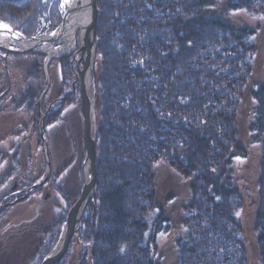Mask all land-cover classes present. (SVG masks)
<instances>
[{
    "label": "trees",
    "instance_id": "obj_1",
    "mask_svg": "<svg viewBox=\"0 0 264 264\" xmlns=\"http://www.w3.org/2000/svg\"><path fill=\"white\" fill-rule=\"evenodd\" d=\"M62 3L0 0V20L28 37L51 33L63 21ZM97 5L98 179L80 229L59 264H158L155 245H145L147 218L161 207L154 176L157 163L168 164L191 185L193 199L180 217L185 234L177 242V264H248L237 217L244 197L228 173L233 159L247 154L239 140L238 114L252 77L250 59L256 49L250 39L255 31L228 16L244 10L264 14V0H229L222 6L217 0H97ZM75 54L53 61L59 63L63 89L69 93L53 101L45 98L46 128L61 120L69 106L81 103ZM5 55L0 50V93L10 89L0 100V114L25 111L21 116L28 119L27 129L34 127L42 146L39 100L46 55ZM251 96L257 106L252 139L263 149L255 225L264 264V81ZM84 155L85 149L80 166ZM2 160L0 154V168ZM11 174L0 177V187ZM59 174L32 193L51 189L56 219L50 222L44 215L0 236L2 245L12 246L29 235L28 242L34 243L23 255L26 264H40L51 252L80 197L82 184L71 198ZM21 177L25 196L39 178L25 171Z\"/></svg>",
    "mask_w": 264,
    "mask_h": 264
},
{
    "label": "rangeland",
    "instance_id": "obj_2",
    "mask_svg": "<svg viewBox=\"0 0 264 264\" xmlns=\"http://www.w3.org/2000/svg\"><path fill=\"white\" fill-rule=\"evenodd\" d=\"M67 1L68 3H70L74 0ZM217 1H219L220 6H222V4L229 0ZM62 4L63 6L67 7V3L65 2V0H63ZM228 17L230 20L236 21L239 25H246L253 29V31H255L250 39L256 49V54L250 59V64L252 65V77L247 84L248 86L245 94L246 97L242 101L241 109L238 114V129H240L239 140L241 141L247 154L245 157L233 159V163L230 167L228 175L231 176L232 182L236 187L239 188L240 193H242L244 197V206L237 214V217L241 226H243L242 236L244 237V242L247 247L248 264H261L259 249L257 246L258 236L255 224L260 196L258 181L261 176L260 169L263 149L261 144L253 141L252 130L250 127L257 118V106L255 99L253 98V96H251V92L258 87L259 83H262L264 81V14H254L244 10L234 11L233 13H230ZM74 54L75 56H77L76 59L78 61L80 57L79 39L77 41V47L75 51H73V53H71L70 55L64 56L69 57ZM61 58H53L48 66L47 73L49 75V87L44 94L45 96L42 105L46 97L48 100L53 101L54 99L59 97L65 98V94L69 93V91H64L63 89L64 83H62V72H60L59 63L53 62L54 60ZM20 64L26 66L27 62L25 60H22L20 61ZM80 68H82V64L80 65ZM8 75V82L10 83L12 75H10V73H8ZM44 75L45 89V87L47 86L46 73H44ZM9 89L2 92L5 93L2 98L5 97ZM7 104L8 103L6 102L5 105ZM81 107V103L80 105L76 104L69 106L61 114V120L55 123V125L46 128L49 156L51 159V175L60 172L58 180L62 184L65 193L71 198L73 196L72 193L74 192V190L78 189L80 183L83 185L82 182H84L82 168L83 164L82 166H80V156L83 153V149H85L84 114H82ZM42 108H44V105ZM23 112L25 111H12L0 114V140L5 136L11 134L12 131L17 132L18 137L14 139L18 140L23 132L28 130L26 124L28 119L25 120L24 116H21ZM33 138L34 139H28L21 147L22 154L19 155V159L21 160V162L19 161V165L17 168L18 171L15 172L20 175V180L22 179V171H25L27 175H30L33 178L38 177V181L46 173V159L44 158L43 141L42 146H39L37 138ZM28 147L35 149V152L32 154V156H30V158L27 155ZM8 166L9 164L4 163L3 167L0 168V177H3L5 174H7V172L5 171L8 169ZM154 176H156L157 195L161 207L156 208V210L153 211V213L147 218L148 232L146 233L145 245L149 243L155 245V247L153 245L151 246L152 251H154V260L158 264H177V242L179 238L185 234V229L182 228L180 224V217L184 214L185 207L188 206V204L193 199L190 180L183 179L181 176L177 175L166 163L156 164ZM245 188L250 191L252 195L251 198L249 197V193L245 191ZM6 191V186H4L1 194L4 195ZM54 194L55 199L58 200L57 193ZM27 196L28 198L25 201L20 200V203L16 202L13 208L7 214L5 213L6 215H3L0 218V236H3V234H7V232L11 229H17V227L21 225L30 224L29 222L20 223L17 227H12V224L17 225V222L26 220L27 218L35 215L34 213L37 204H39V202L41 201V199L38 198L39 194L34 195L32 194V192H30L29 194H25L24 197ZM52 198L53 196L51 195L50 199H48V201H45L46 203L39 209L40 216L38 214L39 218H43L44 215L46 217H49L50 222L56 219L57 216V209L50 206L54 203L53 201V203L51 202ZM61 199L62 201L65 200L63 196ZM6 222L11 224V228H7L8 226L6 227L4 225L6 224ZM28 238L30 240L29 235L28 237L19 238L14 241V243L18 242V245L12 243V246L8 244V247L2 245V242L0 241L1 263L4 264L5 262V264H26V260H24L25 257H23V255L29 251L30 245L34 243V241L32 240L30 244L29 242L31 240L28 242ZM8 249H10L11 251H8ZM13 252L15 255H13Z\"/></svg>",
    "mask_w": 264,
    "mask_h": 264
},
{
    "label": "water",
    "instance_id": "obj_3",
    "mask_svg": "<svg viewBox=\"0 0 264 264\" xmlns=\"http://www.w3.org/2000/svg\"><path fill=\"white\" fill-rule=\"evenodd\" d=\"M77 4L69 6L67 4V11L63 15V21L50 34L40 33L36 36H26L22 31H16L10 23L0 20V50L6 53H44L46 58L44 60V73H46L47 86L45 87L42 97L39 102L40 116H41V137L43 138L44 158L46 159V173L36 183L35 186L26 190V194L36 190L49 179L51 170V159L49 156L48 138L46 136V127L44 124L45 116L42 111V102L44 94L49 87V75L47 73L48 66L53 58H61L64 55H70L77 47L79 39L80 57L78 59V72L80 82L82 114H84V147L86 150L85 160L83 163V185L81 194L77 202L70 208L65 225L61 229L60 237L51 252L43 259L40 264H59L64 258L74 235L80 229V221L85 214V210L92 201L95 193V185L97 182V168H96V152H97V114H96V82H95V65H96V33L97 20L99 13V6L97 0L80 1ZM73 12L81 13V20L75 24H68L69 17ZM7 25L8 28H4ZM78 37V39H77ZM82 64V68L80 65ZM5 93L0 94V99ZM245 191H250L245 188ZM43 201L37 207L39 209L45 204ZM2 208H0L1 211Z\"/></svg>",
    "mask_w": 264,
    "mask_h": 264
},
{
    "label": "flooded vegetation",
    "instance_id": "obj_4",
    "mask_svg": "<svg viewBox=\"0 0 264 264\" xmlns=\"http://www.w3.org/2000/svg\"><path fill=\"white\" fill-rule=\"evenodd\" d=\"M40 134H41V130L39 128ZM34 127H29L27 131H24L23 134L18 138V140H15L14 138L18 137L17 132L12 131L11 134L5 136L4 138H2L0 141V154L3 157V162L1 165V168L3 167L4 163L9 164V166L7 167L8 169L5 172H11L12 174L9 176V178L7 179L6 182H4V185L2 187H0V199L2 198L3 200H1L0 202V208L1 211L3 212L6 208L7 205H10V208L8 209V211L6 212V214L13 208L14 204L20 203V200L25 201L27 198L22 196V190L20 189L21 186V180H20V175L15 173L14 170L18 167L19 165V161L21 162V160L19 159V155L22 154V150L21 147L24 144V142H26L28 139H34ZM28 157L30 158V156H32V154L35 152V149H32L31 147H28ZM31 161V160H30ZM11 164V165H10ZM14 172V173H13ZM4 186H6L7 191L3 194H1ZM44 186V185H41ZM40 187V186H39ZM38 187V188H39ZM28 190V189H27ZM36 191V190H35ZM8 192V193H7ZM26 194V193H25ZM52 195V191L51 189H49V187H47L46 189L42 190L41 193H39V197L41 199V201L39 202V204H37V207L43 203V201H48V199H50ZM22 201V202H23ZM37 207L35 209V215H33L32 217L27 218L26 220H21L20 222H17L16 224H12V227H17L20 223H32L34 221H36L39 217H38V213H37ZM5 214V215H6ZM40 216V214H39ZM7 228H11V224L6 222V224H4ZM9 230V229H6Z\"/></svg>",
    "mask_w": 264,
    "mask_h": 264
},
{
    "label": "bare ground",
    "instance_id": "obj_5",
    "mask_svg": "<svg viewBox=\"0 0 264 264\" xmlns=\"http://www.w3.org/2000/svg\"><path fill=\"white\" fill-rule=\"evenodd\" d=\"M82 2V1H85V0H74L73 2H70V3H68L69 4V6H71V5H74V4H77L78 6L80 5L79 4V2ZM82 16H81V13H79V12H73L72 14H71V16L69 17V20H68V24H75V23H77L79 20H81L82 18H81Z\"/></svg>",
    "mask_w": 264,
    "mask_h": 264
},
{
    "label": "snow or ice",
    "instance_id": "obj_6",
    "mask_svg": "<svg viewBox=\"0 0 264 264\" xmlns=\"http://www.w3.org/2000/svg\"><path fill=\"white\" fill-rule=\"evenodd\" d=\"M3 27H4V28H6V29L8 28V26H7V25H3ZM121 250H123V249H121Z\"/></svg>",
    "mask_w": 264,
    "mask_h": 264
}]
</instances>
